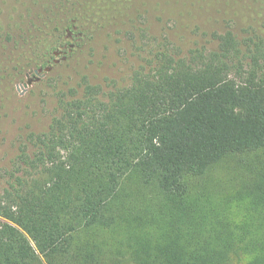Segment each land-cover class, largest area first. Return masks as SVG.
Listing matches in <instances>:
<instances>
[{"label":"trees","instance_id":"trees-1","mask_svg":"<svg viewBox=\"0 0 264 264\" xmlns=\"http://www.w3.org/2000/svg\"><path fill=\"white\" fill-rule=\"evenodd\" d=\"M264 22V0H241ZM150 0H48L7 63L20 74L123 34L129 82L82 74L0 180V264H264V24L182 53ZM261 16V17H260Z\"/></svg>","mask_w":264,"mask_h":264},{"label":"rangeland","instance_id":"rangeland-1","mask_svg":"<svg viewBox=\"0 0 264 264\" xmlns=\"http://www.w3.org/2000/svg\"><path fill=\"white\" fill-rule=\"evenodd\" d=\"M47 1L0 0V177L2 167L16 155L22 136L48 126L58 91L77 85L82 74L94 83L126 84L144 56L123 34L101 35L94 55L85 57L83 53L72 61L57 59L47 71L20 74L7 59L26 35L30 19ZM150 7L149 35L166 36L182 53L196 46H215L213 34L217 31L232 28L241 33L249 24H264L241 0H150Z\"/></svg>","mask_w":264,"mask_h":264}]
</instances>
